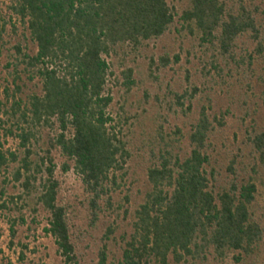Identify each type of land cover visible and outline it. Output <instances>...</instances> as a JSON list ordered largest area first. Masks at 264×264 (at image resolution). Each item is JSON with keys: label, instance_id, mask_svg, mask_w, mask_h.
Returning a JSON list of instances; mask_svg holds the SVG:
<instances>
[{"label": "trees", "instance_id": "obj_1", "mask_svg": "<svg viewBox=\"0 0 264 264\" xmlns=\"http://www.w3.org/2000/svg\"><path fill=\"white\" fill-rule=\"evenodd\" d=\"M8 9L17 22L14 30L19 25L26 37L14 48L16 79L26 75L39 87L25 109L22 100L12 106L11 116L20 113L18 121L28 124L7 132L25 148L14 179L25 196H35L48 212L46 231L65 264H78L70 207L59 202L52 151L58 149L66 159L64 171L73 169L80 177L89 225L96 226L105 205L113 206V193L131 157L108 112L112 96L107 83L114 73L107 59L162 38L175 23V8L168 0H10ZM181 20L212 53L211 65L219 75L243 74L247 88H264V0H187ZM6 27L0 18V43ZM160 62L167 66L169 56ZM132 74L128 69L126 78ZM16 88L21 91L19 84ZM262 95L264 101V90ZM175 97L178 105H185L184 94ZM215 123L222 126L223 119L211 117L202 106L186 149L176 150L164 132L150 141L147 188L133 212L121 257L112 264H207L209 255L222 262L230 253L242 262L256 255L264 243L255 177L264 167V126L246 128V148L230 159L223 177L214 156ZM30 125L56 128L45 155L37 159L31 158L35 134ZM9 155L0 150V173L18 161L15 153ZM248 167L252 174L245 176ZM8 203L0 199V211ZM16 225V219L10 221L13 237ZM113 234L109 227L105 240ZM106 248L99 253L100 264H107Z\"/></svg>", "mask_w": 264, "mask_h": 264}, {"label": "rangeland", "instance_id": "obj_2", "mask_svg": "<svg viewBox=\"0 0 264 264\" xmlns=\"http://www.w3.org/2000/svg\"><path fill=\"white\" fill-rule=\"evenodd\" d=\"M168 1L175 8L176 20L166 35L145 48L135 51L127 48L107 59L114 73L107 83V93L112 96L108 112L114 119L113 124L118 125V130L125 136L131 157L125 165L126 174L120 177V187L113 193V206L105 205V212L96 226L89 225L86 194L80 177L73 169L64 171L66 159L58 149L52 151L57 164L55 174L61 185L59 202L70 207L78 264H100L99 253L105 244L107 264L120 259L132 229L133 212L142 202L147 188L150 141L157 132H164L176 150L186 149L191 125L201 107L205 106L211 117L217 115L223 119L222 126L215 123L217 153L214 156L224 177L230 159L246 148V128L264 126V88H247L243 74L224 72L219 75L213 70L212 53L181 20L187 0ZM9 4L10 0H0V18L7 23L0 43V150L8 158L10 152L15 153L18 161L0 173V199L1 202L9 201L8 208L0 211V264H65L54 238L46 231L48 212L38 205L35 196H25L20 182L14 179V173L25 156V148L19 138L7 132L10 129L19 132L20 126L28 124L18 121L20 113L11 116L12 106L15 100H22L21 108L25 109L24 103L27 104L39 87L37 80L31 81L26 75L16 79L14 48L20 41H26V37L19 25L14 30L17 22L11 18ZM162 56H169L167 66L161 64ZM130 68L133 74L127 79L125 73ZM16 84L21 86L20 92ZM175 94L185 95L184 106L178 105ZM29 127L35 134L30 142L34 151L31 158L37 159L45 155L46 142L55 134L56 128ZM178 129L181 135L176 134ZM248 173L252 174L249 167L244 175ZM255 177L258 185L256 209L260 216L264 214V167ZM14 219L17 220L15 237L10 231V221ZM109 227L114 229V234L105 240ZM233 256L234 253H230L224 261L217 262L209 255L207 264H264V243L252 258L237 262Z\"/></svg>", "mask_w": 264, "mask_h": 264}]
</instances>
